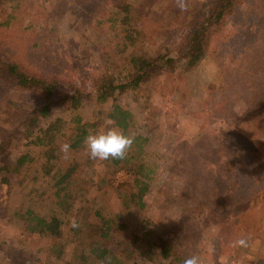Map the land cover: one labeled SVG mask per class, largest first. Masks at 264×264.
<instances>
[{
    "label": "rangeland",
    "instance_id": "374dc122",
    "mask_svg": "<svg viewBox=\"0 0 264 264\" xmlns=\"http://www.w3.org/2000/svg\"><path fill=\"white\" fill-rule=\"evenodd\" d=\"M193 1L183 0L181 9L177 0H0L2 61L59 83L48 97L0 77V166L30 156L19 173L6 174L10 184L0 182V264H10L11 252L24 255L26 264H65L71 258L78 247L70 226L74 216L57 214L47 181L76 164L72 192L89 193L75 205L90 207L97 226L104 224L94 216L97 210L122 226V251L131 245L138 264H168L162 241L177 246L182 257L198 255L201 264H264V0L242 5L240 14L227 19L212 52L186 71L180 48L192 28L187 16ZM123 5L130 8L127 23ZM144 52L172 57L175 67L162 68L137 90L98 102L96 81L110 76L125 83L133 70L131 54ZM76 91L90 96L75 109ZM115 104L132 114L128 132L147 140L142 150L130 149L118 167L112 159H90L85 147L71 149L65 159L61 145H71L82 129H106ZM44 106L50 116L28 137L29 121ZM57 119L62 126L49 161V147L32 142ZM241 161L238 176L234 164ZM144 185L140 203L134 196ZM250 192L252 202L246 200ZM240 207L251 209L245 214ZM29 208L36 216L60 217V232L31 233L16 215ZM241 235L250 248L230 247ZM70 241L62 260L51 253L56 243Z\"/></svg>",
    "mask_w": 264,
    "mask_h": 264
},
{
    "label": "trees",
    "instance_id": "16d2710c",
    "mask_svg": "<svg viewBox=\"0 0 264 264\" xmlns=\"http://www.w3.org/2000/svg\"><path fill=\"white\" fill-rule=\"evenodd\" d=\"M248 0H194L190 11L187 16V24H191L192 28L184 36L183 46L180 48V60L185 61V70L191 71L195 69L201 61H203L207 55H209L214 47L215 39L221 35L225 29L226 21L229 17L240 14L241 7ZM125 4V3H124ZM122 12L125 14V23L129 22L130 8L121 7ZM261 18V17H260ZM1 56V55H0ZM132 74L124 81L125 83H118L113 77L102 76L96 81V98L100 103H106L110 99L115 98V94L119 92H127L128 90H137L142 85L153 81L154 74L157 72L160 74L162 68L170 66L175 67V60L167 55L157 53L155 57L146 56L144 53H132L131 54ZM7 82L13 83L17 88L21 90H35L41 92L48 97H53L55 90H57L59 83L55 80H48L36 71H31L25 65L20 63L9 62L5 63L0 57V77ZM90 94H79L76 91L73 96V108H78L85 97ZM38 115H35L30 121V131L28 137L34 134L35 126L39 123L41 118L50 116L51 111L49 106L40 107ZM117 127L121 128L125 135H129V130L133 121L132 114L125 110L118 104L113 106V110L109 115ZM80 119L77 121L80 123ZM62 121L60 119L50 122L47 127L41 129L39 136H36V140L32 142L33 145L48 146L49 149L46 152V156L49 161L52 160L55 149L53 146L57 134L60 132ZM79 134L78 137L71 144V149L76 150L78 148H84V139L88 135L85 129ZM134 144L132 148L137 147L139 151L142 150L143 142L147 140L141 136H133ZM131 148V149H132ZM264 148V143L261 144V150ZM258 154V152H256ZM30 160L29 155H22L19 157L15 165L4 164L0 166V182L4 184H10V180L6 177L8 172L19 173L21 169ZM113 165L118 167L123 160H112ZM244 162H237L234 164L238 176ZM79 164H76L69 168L66 172L58 171L54 176L50 174L51 179L47 181L48 186L53 188V194L57 202V214L65 216H74L75 220L79 224L78 228H72L73 233L78 236V247L74 253L71 254V258L66 261L65 264H90V261L96 260L99 262L110 258L111 264H138L133 258L134 252L131 249V245L127 246L122 251V247L125 245L123 236L121 235L122 226L115 223L113 219H105V215L101 210H97L94 216H98L104 221L102 226H97L93 223V220L89 218L90 207H79L78 202H81V196L89 191L72 192V188L76 181L74 175L77 173ZM88 170V165H87ZM86 170V171H87ZM50 171H47L49 174ZM139 173L144 175V167L139 169ZM148 177V176H146ZM238 180V178H237ZM140 181H137V183ZM148 190V186L144 185L143 188L137 192L134 198H137L139 202H143L145 192ZM37 193L36 190L31 191L30 196L34 198ZM250 194V195H249ZM247 195V201H253L252 193ZM42 195H44L42 193ZM249 199V200H248ZM252 199V200H251ZM257 202V201H255ZM256 207L253 208V210ZM238 209V208H236ZM251 207H240L241 213L248 214ZM240 212L238 214H240ZM17 216L24 219L27 224H30L29 231L31 233H39L40 235H57L60 225L63 224L60 217L47 218L44 216H36L35 210L32 208L25 209L22 212H17ZM118 217H121L118 215ZM245 220V219H244ZM264 220V219H263ZM35 223V225H33ZM244 223V222H243ZM175 234L180 237L184 236L183 230H180V226L173 225L171 227ZM171 229V230H172ZM56 243L51 248V253L54 254L57 259L62 260L65 255V248L67 244ZM63 248V250L61 249ZM161 254L163 259L168 264H183L187 254H182L179 248L173 243L162 241L160 244ZM10 264H26L25 256H17L11 252Z\"/></svg>",
    "mask_w": 264,
    "mask_h": 264
},
{
    "label": "clouds",
    "instance_id": "9594fccd",
    "mask_svg": "<svg viewBox=\"0 0 264 264\" xmlns=\"http://www.w3.org/2000/svg\"><path fill=\"white\" fill-rule=\"evenodd\" d=\"M178 6L183 9L185 7L183 0H177ZM108 127L102 128L99 132L89 131V134L84 139V147L88 156L92 160L108 161L123 160L126 158L129 150L134 144V137L125 135L124 132L115 126V122L111 119L106 121ZM71 150V145L64 143L60 147V151L64 153V158H68V153ZM72 228H78L79 224L72 219ZM249 239L243 235L234 238L230 241V247L248 249L250 248ZM100 264H111L110 258H105ZM183 264H201V259L198 255H190L185 258Z\"/></svg>",
    "mask_w": 264,
    "mask_h": 264
}]
</instances>
